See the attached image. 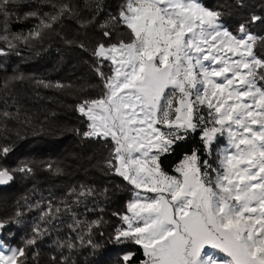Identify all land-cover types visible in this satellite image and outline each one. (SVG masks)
I'll use <instances>...</instances> for the list:
<instances>
[{"label":"snow or ice","instance_id":"obj_1","mask_svg":"<svg viewBox=\"0 0 264 264\" xmlns=\"http://www.w3.org/2000/svg\"><path fill=\"white\" fill-rule=\"evenodd\" d=\"M93 2L99 14L102 0ZM21 6L25 0H0V41L5 44L0 56L16 51L17 42L42 40L45 30L76 15L70 3L53 5L55 14L45 13L26 35L11 33L8 21ZM37 16L24 13L25 18ZM221 16L201 0H124L118 14L100 25H120L128 36L96 44L92 55L102 92L79 103L77 111L87 120L83 137L111 143L105 166L133 186L126 212L114 213L122 224L108 239L140 246L145 258L139 264H264V57L254 50L258 42L264 45V37L254 35L247 21L234 33ZM262 19L253 15L250 22ZM93 20L95 15L81 27ZM112 35L103 31L106 39ZM78 46L87 50L83 43ZM105 61L110 62L109 74L101 70ZM197 129L209 155L213 143L226 136L228 147L218 154L217 167L201 163L194 149L174 168L178 175L165 172L161 155ZM11 150L0 145V157ZM31 171L27 163L14 169L0 166V186L17 172ZM91 194L87 189L79 195ZM64 210L71 211L67 204ZM60 212L49 202L41 221L51 224ZM73 220L85 224L89 233L102 223L82 222L75 213ZM9 222L0 221V230ZM33 233L24 247L0 251V264H26L27 246L43 234L39 225ZM135 255L125 252L120 264H133Z\"/></svg>","mask_w":264,"mask_h":264},{"label":"trees","instance_id":"obj_2","mask_svg":"<svg viewBox=\"0 0 264 264\" xmlns=\"http://www.w3.org/2000/svg\"><path fill=\"white\" fill-rule=\"evenodd\" d=\"M123 2L102 0V10L96 14L93 0H25L26 6L16 10V15L8 21L11 33L26 35L45 13L55 14L53 5L58 8L70 3L76 13L63 17L52 30H45L42 40L30 41L29 45L17 42L19 55L13 51L0 56V114L9 113L8 117L0 115V145L12 149L6 157H0V166L14 169L27 163L32 169L30 173H15L13 181L0 186V221H10L0 230V241L5 245V253L9 247H24L34 236V226L39 225L43 234L36 238L34 245L27 246L26 264H120V257L128 251L136 253L133 264L145 258L140 246L115 245L108 239L122 224L114 213L126 212V202L134 189L105 166L111 143L83 137L87 120L77 111L79 103L102 92L101 80L94 70L98 61L92 55L96 44L127 39L125 27L116 24H109L107 29L100 27L110 15L118 14ZM201 2L220 11L221 22L234 33L247 21L254 35L264 37V19L250 22L253 15L264 17V0ZM33 11L38 13L37 17H24V13ZM94 15L91 24L81 27ZM3 23L0 18V28ZM104 30L113 32L111 39L103 36ZM80 43L87 50L80 48ZM0 47H5L4 42L0 41ZM254 50L264 57V45L258 42ZM109 63L103 62L101 69L106 74H109ZM13 77L18 79H10ZM57 83L64 87H55ZM201 114L207 118L206 110ZM224 140L225 136L219 137L209 155L201 141L200 129L190 131L169 153L161 155V167L168 174H174L180 158L195 149L201 163L207 160L215 168L218 154L226 144ZM87 189H92L91 195H79ZM77 199L79 203H75ZM49 202L61 208L51 224L41 221ZM65 204L71 211L64 210ZM73 213L82 222L100 220L102 223L89 233L85 224L74 223ZM89 240L99 247L93 248ZM69 243L73 247L69 248Z\"/></svg>","mask_w":264,"mask_h":264},{"label":"rangeland","instance_id":"obj_3","mask_svg":"<svg viewBox=\"0 0 264 264\" xmlns=\"http://www.w3.org/2000/svg\"><path fill=\"white\" fill-rule=\"evenodd\" d=\"M224 141H226V142H225L226 144H225V146L223 147V149L226 148V147H228V142H227V138H226V136H225V140H224ZM186 154H189V153H186ZM184 155H185V154H184ZM184 155L180 158L181 160L183 159ZM189 155H191V154H189ZM181 160H180V161H181ZM180 161H179V163H180ZM179 163H178V164H179ZM178 164H177V165H178ZM177 165H176V166H177ZM176 166H175V167H176ZM170 175H178V174L174 172V174H170ZM132 198H133V194H132L130 200H131ZM130 200H128L126 203H128ZM126 205H127V204H126ZM126 210H127V209H126ZM0 251H4V252H5V249L0 248ZM5 254H7V253H5Z\"/></svg>","mask_w":264,"mask_h":264}]
</instances>
